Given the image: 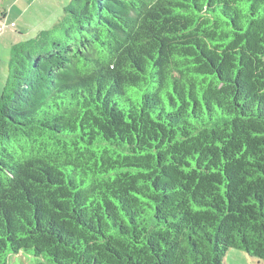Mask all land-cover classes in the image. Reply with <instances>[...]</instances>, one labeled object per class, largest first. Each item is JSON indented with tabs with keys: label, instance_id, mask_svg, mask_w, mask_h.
<instances>
[{
	"label": "trees",
	"instance_id": "16d2710c",
	"mask_svg": "<svg viewBox=\"0 0 264 264\" xmlns=\"http://www.w3.org/2000/svg\"><path fill=\"white\" fill-rule=\"evenodd\" d=\"M264 261V0H71L0 93V264Z\"/></svg>",
	"mask_w": 264,
	"mask_h": 264
},
{
	"label": "crops",
	"instance_id": "0c3cea01",
	"mask_svg": "<svg viewBox=\"0 0 264 264\" xmlns=\"http://www.w3.org/2000/svg\"><path fill=\"white\" fill-rule=\"evenodd\" d=\"M51 1L53 0H0V22L7 26L0 36V68L8 70L14 47L44 31L39 24L33 22L39 18L40 8L46 10L45 3ZM12 24L14 27H11ZM3 88L4 86L0 87V93Z\"/></svg>",
	"mask_w": 264,
	"mask_h": 264
},
{
	"label": "rangeland",
	"instance_id": "374dc122",
	"mask_svg": "<svg viewBox=\"0 0 264 264\" xmlns=\"http://www.w3.org/2000/svg\"><path fill=\"white\" fill-rule=\"evenodd\" d=\"M70 1L71 0H53L51 2L45 3L47 4L46 10L40 8L39 18H36L33 23L39 24V27H41L42 30L51 29L55 22L62 17L63 7L67 6ZM7 76V68H0V87L5 86ZM31 260V257L26 254H23V256L13 255L11 256L10 264H29ZM224 264H264V261L250 258L244 252H241L239 250L229 249L224 257Z\"/></svg>",
	"mask_w": 264,
	"mask_h": 264
},
{
	"label": "built area",
	"instance_id": "2783aa9c",
	"mask_svg": "<svg viewBox=\"0 0 264 264\" xmlns=\"http://www.w3.org/2000/svg\"><path fill=\"white\" fill-rule=\"evenodd\" d=\"M11 27H14V24H12ZM6 28L7 26L4 23L0 22V36Z\"/></svg>",
	"mask_w": 264,
	"mask_h": 264
}]
</instances>
